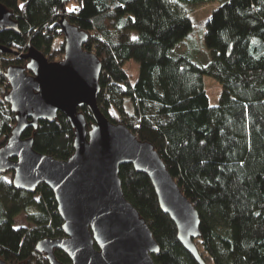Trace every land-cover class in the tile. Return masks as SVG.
<instances>
[{
  "label": "trees",
  "instance_id": "16d2710c",
  "mask_svg": "<svg viewBox=\"0 0 264 264\" xmlns=\"http://www.w3.org/2000/svg\"><path fill=\"white\" fill-rule=\"evenodd\" d=\"M215 1L211 60L204 66L176 48L193 30L189 11L207 0H0L17 25L0 31V47L9 51L0 52V147L17 124L5 100L6 70L25 68L30 49L49 62L65 54V18L87 33L84 50L102 62V114L152 144L195 204L201 219L195 244L206 264H264V0ZM133 60L140 69L134 82L124 69ZM204 76L223 88L217 106L210 103ZM79 112L90 130L93 115L87 107ZM28 138H34L37 153L59 160L75 151L74 129L62 112L53 122L40 121L37 130L28 127L22 139ZM13 176L0 173V259L50 264L37 244L65 237L55 194L46 184L31 193L17 190ZM119 177L125 198L160 247L154 262L199 264L178 240L150 178L131 165L121 166ZM21 214L32 227L15 226ZM54 256L70 262L61 250Z\"/></svg>",
  "mask_w": 264,
  "mask_h": 264
},
{
  "label": "water",
  "instance_id": "95a60500",
  "mask_svg": "<svg viewBox=\"0 0 264 264\" xmlns=\"http://www.w3.org/2000/svg\"><path fill=\"white\" fill-rule=\"evenodd\" d=\"M2 29L17 30V25L0 3ZM61 29L65 40L62 61L49 62L30 49L25 68L10 67L5 72L10 85L5 100L17 124L0 147V173L14 172L15 188L28 193L46 184L55 194L64 223L65 237L45 239L37 250L50 264H61L55 249L69 256L66 264H156L153 255L160 253V247L147 221L125 198L119 177L121 166L131 165L150 178L160 208L178 229L182 247L199 264H206L195 244L201 236L195 204L184 195L152 144L102 114L97 103L102 62L84 50L87 33L65 18ZM3 51L9 52L0 47ZM82 107L93 115L90 130L79 112ZM59 112L74 129L75 151L68 160L39 154L33 149L34 138L22 139L28 127L37 130L40 121L53 122ZM0 264L9 263L0 259Z\"/></svg>",
  "mask_w": 264,
  "mask_h": 264
},
{
  "label": "rangeland",
  "instance_id": "374dc122",
  "mask_svg": "<svg viewBox=\"0 0 264 264\" xmlns=\"http://www.w3.org/2000/svg\"><path fill=\"white\" fill-rule=\"evenodd\" d=\"M207 1L208 2L206 4L200 7H195V9L192 8L189 11V15L193 23V30L183 42L178 44L176 48L178 53H188L190 56L195 57L196 60L204 66L207 65L211 60V46L208 43V35L210 34V25L213 24L212 21L214 19V15L217 14V10L219 8V3L217 1ZM74 5L75 3L71 2L68 4V7L72 8ZM64 55L65 54L58 56L55 59V62L62 61L64 59ZM124 69L128 72L130 80L132 82L136 81L140 72L139 64L135 60L129 61L125 64ZM204 77V87H206L208 98H210V103L212 106H217L220 101L223 88L213 77ZM110 113L116 121H119V115L115 110H111ZM1 141L2 139L0 138V142ZM15 226L17 228H21V226L32 227V225L27 222L25 214H21V216L15 220Z\"/></svg>",
  "mask_w": 264,
  "mask_h": 264
},
{
  "label": "crops",
  "instance_id": "0c3cea01",
  "mask_svg": "<svg viewBox=\"0 0 264 264\" xmlns=\"http://www.w3.org/2000/svg\"><path fill=\"white\" fill-rule=\"evenodd\" d=\"M178 54H183L182 52L178 53Z\"/></svg>",
  "mask_w": 264,
  "mask_h": 264
}]
</instances>
